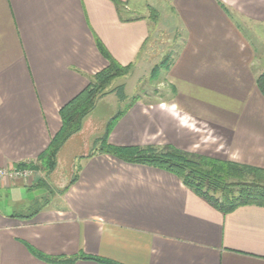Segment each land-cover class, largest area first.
<instances>
[{"label":"crops","instance_id":"obj_1","mask_svg":"<svg viewBox=\"0 0 264 264\" xmlns=\"http://www.w3.org/2000/svg\"><path fill=\"white\" fill-rule=\"evenodd\" d=\"M121 1L127 10L136 4ZM170 2L162 18L177 38L163 68L169 89L160 100L134 102L108 142L168 144L264 168V97L256 84L264 72V0ZM130 19L122 21L111 0H0V167L35 162L47 147L61 126L60 107L107 64L95 38L133 72L153 20ZM106 97L61 148H80L71 163L76 180L69 184L74 174L62 178L57 165L45 206L14 209L32 200L24 193L40 177L0 181V264H105L48 262L34 252L120 264H264V206L223 213L171 172L88 155L108 119L95 113Z\"/></svg>","mask_w":264,"mask_h":264},{"label":"trees","instance_id":"obj_2","mask_svg":"<svg viewBox=\"0 0 264 264\" xmlns=\"http://www.w3.org/2000/svg\"><path fill=\"white\" fill-rule=\"evenodd\" d=\"M111 1L122 21L131 20L123 16L126 10L125 2L121 0ZM220 4L221 7H225L222 3ZM149 17L151 18L150 15ZM139 18L134 17L132 19ZM95 45L106 59V66L93 73L89 77L87 85L60 107L61 126L51 136L47 147L36 157V161L18 163V167L32 168L37 171L43 170L48 176L57 168L59 151L73 134L81 130L83 119L93 110L96 102L103 97L115 94L122 105L108 118L103 133L93 140L94 149L89 152V156L95 152L107 153L126 162L164 169L179 177L196 195L223 213L246 204L264 206V168L262 167L194 154L168 144L161 147L153 145L115 146L110 144L108 136L111 130L139 97L128 98L124 82L117 85L111 84L115 78H126L131 70V63L121 65L98 38H95ZM166 66L167 61L153 65L150 70L151 79H156L160 70ZM256 84L264 97V72L258 74ZM76 170L77 167L69 184L76 180ZM35 185L49 186L45 178H39ZM67 187L68 185L63 186L61 192H64ZM34 254L48 262L73 263L77 259H92L105 264H120L111 260L84 255L52 258L38 252H34Z\"/></svg>","mask_w":264,"mask_h":264},{"label":"rangeland","instance_id":"obj_3","mask_svg":"<svg viewBox=\"0 0 264 264\" xmlns=\"http://www.w3.org/2000/svg\"><path fill=\"white\" fill-rule=\"evenodd\" d=\"M132 1L136 2V4L133 7H130L131 8L130 10H127L125 8L126 10L123 13V16L133 18L140 16L148 17L150 15L153 21H149V25L151 29L149 41L146 45L145 50L143 51L137 62V67L134 68L133 72L129 73L126 76V78L125 77L115 78L111 84L117 85L119 83L124 82L125 91L128 98L132 96H138L139 98H143V99L160 100L164 95V93H166V91H168L169 89L167 83H165V79L163 76L164 70L163 68L160 70L159 75L156 79H151L150 70L153 65L160 63L161 61L162 62L168 61L177 48L176 46L177 38L176 37L174 39L171 38V34L169 35V31L163 28V23H162V18L167 13L166 12L167 8L172 7L171 2L170 0H132ZM121 105L122 103L117 99L115 94H112L98 102V105L95 109V113H102L101 117H104V119L109 118V116L113 115V113L117 111ZM102 125H104V123L102 124L101 121H99V123H96L95 125H92L89 128L88 133H90L91 131H93V133L96 132L97 127L99 126L102 127ZM82 129H83V124L81 130ZM83 146H84L83 144L80 145V147H82L83 150L85 149L87 150V148L84 149ZM79 150L80 148L78 147L72 148L68 146L67 150L61 152L59 151L58 168L62 178L74 173V168H72L71 163H74L76 166L77 159L79 158L78 155ZM194 154H198V153H194ZM209 157H213V156H209ZM30 169L33 170L32 168ZM36 171L37 170H33L32 173V175L34 174L33 177L37 176L40 178H45V181L48 183L49 186L36 185L35 188H33V190H26L24 196L28 199L32 198V200L29 202H25V204L20 203L14 205L15 210H20L23 212H32L38 207L45 206V204L49 202L52 191L56 190L57 187L55 186L53 180L49 175L47 176L43 170H38L39 172Z\"/></svg>","mask_w":264,"mask_h":264},{"label":"built area","instance_id":"obj_4","mask_svg":"<svg viewBox=\"0 0 264 264\" xmlns=\"http://www.w3.org/2000/svg\"><path fill=\"white\" fill-rule=\"evenodd\" d=\"M33 170L30 168H21L17 165L15 166H8V167H0V181L4 178L9 179H26L32 176Z\"/></svg>","mask_w":264,"mask_h":264}]
</instances>
